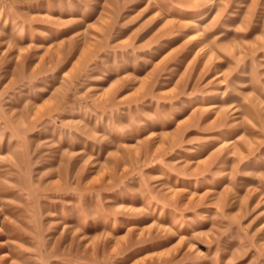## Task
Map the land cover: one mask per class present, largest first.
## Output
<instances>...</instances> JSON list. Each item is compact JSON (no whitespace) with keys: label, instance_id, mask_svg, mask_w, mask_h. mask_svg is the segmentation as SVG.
<instances>
[{"label":"rangeland","instance_id":"rangeland-1","mask_svg":"<svg viewBox=\"0 0 264 264\" xmlns=\"http://www.w3.org/2000/svg\"><path fill=\"white\" fill-rule=\"evenodd\" d=\"M0 264H264V0H0Z\"/></svg>","mask_w":264,"mask_h":264},{"label":"bare ground","instance_id":"bare-ground-1","mask_svg":"<svg viewBox=\"0 0 264 264\" xmlns=\"http://www.w3.org/2000/svg\"><path fill=\"white\" fill-rule=\"evenodd\" d=\"M217 109H219V106L217 105H211L207 111H216Z\"/></svg>","mask_w":264,"mask_h":264}]
</instances>
